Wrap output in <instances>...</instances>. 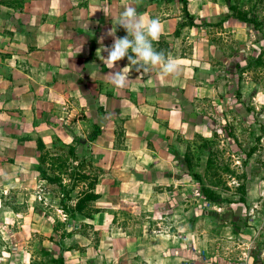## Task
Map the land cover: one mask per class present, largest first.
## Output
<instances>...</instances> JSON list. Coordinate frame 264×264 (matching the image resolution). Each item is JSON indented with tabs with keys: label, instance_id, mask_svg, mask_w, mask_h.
<instances>
[{
	"label": "crops",
	"instance_id": "1",
	"mask_svg": "<svg viewBox=\"0 0 264 264\" xmlns=\"http://www.w3.org/2000/svg\"><path fill=\"white\" fill-rule=\"evenodd\" d=\"M182 1L0 0V209L20 213L5 197L19 191L17 183L43 185L21 205L56 198L65 218L57 215L54 222L68 224L70 233L62 244L73 243L52 255L62 256L64 264H264V238H210L199 232L200 218L191 224L190 203H177L190 176L176 152L177 138L212 129L204 103L222 113L224 69L258 56L264 7L263 18L254 9L264 0H186L192 23ZM231 4L263 27L232 17ZM127 7L145 20H160L162 34L153 48L178 62V76L164 77L158 68L143 73L127 57L107 68L102 49L113 45L112 30L115 38L127 36L116 25ZM128 66L125 87H115L109 74ZM37 142L49 152L73 144L88 168L97 165L91 191L98 197L89 215L67 216L60 193L45 190L55 184L37 170ZM177 211H183L177 225L182 232L175 231ZM75 222L97 231V238L72 230ZM11 245L15 251L1 252L3 264H34L50 256L40 248L32 257Z\"/></svg>",
	"mask_w": 264,
	"mask_h": 264
},
{
	"label": "rangeland",
	"instance_id": "2",
	"mask_svg": "<svg viewBox=\"0 0 264 264\" xmlns=\"http://www.w3.org/2000/svg\"><path fill=\"white\" fill-rule=\"evenodd\" d=\"M263 7L264 4L260 2L254 9L258 12L255 14L257 18L258 15L263 18ZM261 22L263 24V21ZM257 41L261 44L262 61L249 60L245 66L234 67L233 70L224 69V74L221 76L224 79L223 95L225 96L222 113L215 114L213 104L204 103L203 110L207 107L212 129L194 133L188 139H176L178 147L176 152L186 159L184 171L191 177H186L188 182L185 185L186 189L181 192L177 203H184V201L190 203L191 224L193 225L194 219L200 218L202 221L199 223L198 230L203 231L210 238H264V35L260 33ZM226 93L232 95L227 96ZM237 93L240 94L238 97ZM55 148L57 150L51 151L53 156L58 160H65L59 165L62 181L67 186L59 190L58 187L55 189V185H45V190L62 191L64 198L68 197L65 201L71 205L82 194L91 191V187L97 181L99 169L97 165L91 164L89 168L83 164L76 169L77 163H73L64 156V147L58 145ZM42 155L46 157L49 153L42 151ZM74 170H77L80 176L74 177L75 185L70 188L72 181L69 175ZM49 171L54 170L52 168ZM195 176H198L199 180H196ZM240 184L245 186L244 194L240 191ZM201 185L212 189L221 198L220 201L206 200L200 194ZM16 186L20 188L19 191L7 193L5 197L8 201L20 206V213L13 215L9 210L0 209V241L3 238L0 242V257L3 250L5 254H7L6 251H15L11 245L12 241L17 244L18 251L26 250L32 257L40 248L50 253V256L46 255L36 260L34 264H55L50 257L56 255L58 249L61 250V239L65 238H61V235L66 234V227H68V224H64L63 221H60L58 225L54 222L57 215L65 218L62 217V209L52 195L51 198L46 199V203H42L45 202L44 199L40 202L36 198L41 205L26 208L21 204L23 202L25 204V200L31 198L29 193L38 195L37 190L43 185L37 186L33 181L31 188L25 184L20 185V182ZM51 187L53 188L49 190L48 188ZM241 196L244 198L243 201L239 200ZM45 204L49 208L40 209ZM55 208L60 209L61 212H56ZM93 209L91 205L87 211L90 213ZM181 214L183 211H177V216L174 217L176 232L178 230L182 232V227L177 226L182 220L179 218ZM69 215L67 211V216ZM73 224L70 226L72 230H82L81 232L89 234L92 239L97 238V231L89 228L83 230L78 223ZM54 226H57V230L51 233V228ZM66 241V244H62L63 248L73 244L70 240ZM87 247L82 245L80 249L85 252ZM224 247H228L225 249L229 250L231 244L228 243ZM226 260L230 261L227 258ZM3 263L5 261H0V264Z\"/></svg>",
	"mask_w": 264,
	"mask_h": 264
},
{
	"label": "clouds",
	"instance_id": "3",
	"mask_svg": "<svg viewBox=\"0 0 264 264\" xmlns=\"http://www.w3.org/2000/svg\"><path fill=\"white\" fill-rule=\"evenodd\" d=\"M116 25L124 28L127 36L115 38V31L109 32L114 37V43L111 48L102 49L108 53L106 59L102 57L107 68L113 69L119 61L127 57L129 66H136L143 73L158 68L164 77L178 76L181 71L178 62L153 48V42L158 41L162 34V25L158 18L145 20L133 7H127L120 14ZM129 66L109 74L115 87H125L129 79Z\"/></svg>",
	"mask_w": 264,
	"mask_h": 264
},
{
	"label": "trees",
	"instance_id": "4",
	"mask_svg": "<svg viewBox=\"0 0 264 264\" xmlns=\"http://www.w3.org/2000/svg\"><path fill=\"white\" fill-rule=\"evenodd\" d=\"M182 3H183V13H184L185 17L188 18V19H186V22L187 23H192L189 20L190 19V15H189V13H188V11L186 9V0H183ZM229 8L231 10V16L236 18L237 20L242 21V22H251V23H253L255 28H262L263 27V24H262L261 21H258L256 18H254L252 16L248 17L247 16V12L242 11L236 5H234V4L232 5L231 4L229 6ZM183 25L184 24H181V26H183ZM177 31H178V29H177ZM262 54H263V52L260 50L258 56L253 58L252 60L254 62L262 61L261 60ZM236 95L238 97L240 94L237 93ZM98 131H99V127L96 126L95 127V131L91 134L90 138L94 139L95 136L97 135ZM61 147H63V146H61ZM37 148L40 151L39 164L37 166V170L39 171L41 178L47 180L48 183L57 185L59 190L60 189H64L67 186V184H64L63 181H62V178H61L62 174H60L61 173L60 172V168L61 167H60L59 164L63 163L65 160H62V161L58 160L57 157L53 156L54 154L51 151L49 152L47 150H44V146L40 142H37ZM54 150H57V148H54ZM61 150H62V148L60 149V151ZM63 150H65L63 154H64L65 157L68 158V160L76 161V163H77L76 164V169H77V167H80L83 164H85L83 158L81 160L78 158V156L76 154V146L75 145L70 144L67 147H64ZM42 151H43V153H51V155H49V156H52V157L50 158V162H49L48 165H47V162H46V160L48 158H47V156L43 157ZM185 160L186 159L184 158V161ZM43 164H46L47 166H44ZM52 168H53L54 171L50 172L49 170L52 169ZM69 176L71 178L70 180L72 181V183H71V185L69 187L72 188V186L75 185L74 177L76 178V176H80V174L78 173L77 170H74L73 173H71V175H69ZM194 178L196 180H199L198 176H195ZM239 186H240V191L244 194V187H245L244 184H240ZM91 189H92V187H91ZM58 192L60 193V203H61V205L63 206L65 211L67 210V211H69V213H72L73 211H77V212H80V213L84 212V213L89 215L90 213L87 210L85 211L84 209L89 208V203L98 197L97 194H95L92 191L85 192L84 194H82V196L80 198L77 199V201L75 202V205L71 206V205L67 204V201H65V200H68V197H66V199H65L63 192L62 191H58ZM200 194L206 200L212 201V202H218L221 199L212 189H210L209 187H207L205 185H201L200 186ZM239 200L243 201L244 198L241 196L239 198ZM59 223H60V221H57L55 224L58 225ZM56 230H57V226H54L53 227V231L56 232ZM66 234L69 235L70 233L66 232ZM66 234H62L61 238H64L65 236H67ZM60 249H65V248H63L62 243L60 244ZM50 258L53 259L55 264H64L62 256H59L57 258H54V257L51 256Z\"/></svg>",
	"mask_w": 264,
	"mask_h": 264
}]
</instances>
